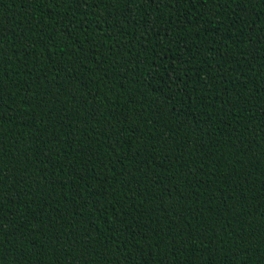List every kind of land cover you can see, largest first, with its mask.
I'll return each instance as SVG.
<instances>
[{"label":"trees","instance_id":"16d2710c","mask_svg":"<svg viewBox=\"0 0 264 264\" xmlns=\"http://www.w3.org/2000/svg\"><path fill=\"white\" fill-rule=\"evenodd\" d=\"M0 264H264V0H0Z\"/></svg>","mask_w":264,"mask_h":264}]
</instances>
